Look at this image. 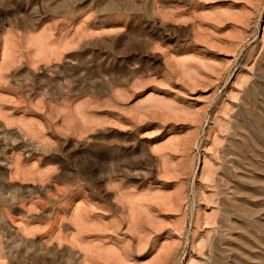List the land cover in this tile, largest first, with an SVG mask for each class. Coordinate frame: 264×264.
I'll use <instances>...</instances> for the list:
<instances>
[{
  "label": "rangeland",
  "instance_id": "374dc122",
  "mask_svg": "<svg viewBox=\"0 0 264 264\" xmlns=\"http://www.w3.org/2000/svg\"><path fill=\"white\" fill-rule=\"evenodd\" d=\"M0 264H264V0H0Z\"/></svg>",
  "mask_w": 264,
  "mask_h": 264
}]
</instances>
